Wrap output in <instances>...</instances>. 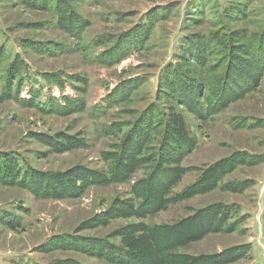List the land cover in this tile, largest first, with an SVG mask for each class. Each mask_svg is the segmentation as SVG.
Segmentation results:
<instances>
[{
  "label": "rangeland",
  "instance_id": "obj_1",
  "mask_svg": "<svg viewBox=\"0 0 264 264\" xmlns=\"http://www.w3.org/2000/svg\"><path fill=\"white\" fill-rule=\"evenodd\" d=\"M0 264H264V0H0Z\"/></svg>",
  "mask_w": 264,
  "mask_h": 264
}]
</instances>
